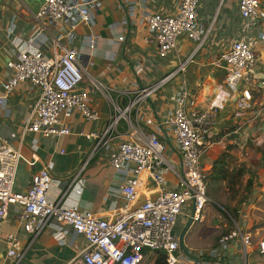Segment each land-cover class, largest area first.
Instances as JSON below:
<instances>
[{"label":"crops","instance_id":"0c3cea01","mask_svg":"<svg viewBox=\"0 0 264 264\" xmlns=\"http://www.w3.org/2000/svg\"><path fill=\"white\" fill-rule=\"evenodd\" d=\"M238 2L239 0H220L216 13L213 14L210 0H201L199 20L205 29H210L206 40L200 45L187 37H181L176 48L165 58L158 54L145 17L157 13L175 15L179 10L178 0H105L102 8L95 13L94 24L90 27L80 26L76 31L78 38L74 42L65 38L60 42L55 41L60 38V31L67 33L68 29L45 24L44 37L37 38L34 48L41 49L48 57H54L60 50L59 46L63 45L80 50L86 61L85 37L90 33L99 37L92 55L94 66L89 70L91 79L87 78L82 83L81 90L89 93L90 102L99 112L100 119L89 122L76 112L66 122L72 135L62 139L45 138L37 133L25 134V127L40 93L28 84L16 89L7 98L5 105H0V139L18 149L23 157L14 191L27 192L33 177L42 169L49 168L54 180L49 193L52 201H58L67 194L69 206L77 204L83 212H91L104 219L115 218L121 211L135 208L151 194V184L144 183L141 187L137 205L129 204L119 192L125 177L110 163L111 154L118 148L117 142L112 145L111 150L102 149L94 153L95 142L80 136V133L105 130L114 114V104L125 110L138 88L164 81L147 101L132 109L130 120H122L118 126L122 135L130 132L132 125L145 132H152L174 113L177 96L185 85L194 93L198 110H206L212 106L221 108L217 126L211 135L213 146L203 158L208 176L212 173L214 163L226 152L232 176L242 172L240 181L235 184H230L228 180L208 182V195L215 200L216 210L226 207L240 218L241 225L235 224L230 231L226 230V235L238 225L253 236V246L249 250L252 253L249 257L245 255L242 243L235 240L229 243L226 251L220 253L218 259H212L210 264H264V259L261 258L264 254L260 251L264 236H261L262 229H254L258 225H264V88L259 87L264 81V24H258L249 31L253 38L263 36L256 48L259 61L253 70L252 85L241 84L237 89L227 86L225 72L215 68L213 64L244 32ZM42 5L43 0H0V97L3 94L2 84L12 77V71L7 66L14 50L12 42L17 38L26 41L34 37L38 28L36 15ZM131 7L134 8V14L129 18ZM223 10L225 12L221 15L220 11ZM207 12L212 16L210 20L207 19ZM126 19L128 25L124 24ZM122 35L125 40L120 42L119 37ZM184 48L189 53H185ZM183 64H186L185 71H179ZM138 69L142 71L137 73ZM93 80L103 85V91L93 90ZM244 91H250L251 100L244 98ZM105 92H108L107 95ZM161 139L167 145L168 159L181 169L173 134L166 131L161 134ZM250 178L252 188L248 194L246 188ZM79 181L83 182L80 196L77 193ZM176 183L174 176L169 175L165 186L172 189ZM75 186L76 190L73 192ZM224 191L230 194V201L218 199L219 193ZM245 196L247 199L240 202ZM216 210L208 207L204 214L205 220L195 221L190 227L189 231L195 225H204L199 230L202 247L197 248L191 242V247H188L185 243L193 256L198 251L216 249L219 247V240L226 236L220 237L215 244L212 241L203 242L210 217L217 216ZM192 214L193 207L189 206L178 222V233H182L187 227ZM225 224V228H230L228 223ZM57 225L52 221L32 243V237L19 223L17 209L11 206L0 238V264H14V261L7 258V238L11 234L19 238L24 248H29L20 264L69 263L88 243L67 225H62L67 231V238L64 243H59L55 239ZM196 237L191 239L195 241Z\"/></svg>","mask_w":264,"mask_h":264},{"label":"built area","instance_id":"2783aa9c","mask_svg":"<svg viewBox=\"0 0 264 264\" xmlns=\"http://www.w3.org/2000/svg\"><path fill=\"white\" fill-rule=\"evenodd\" d=\"M104 1L43 0L36 15L37 33L29 40L17 38L12 42L14 50L7 64L12 77L2 84L0 105L3 107L7 98L21 85L28 84L39 90V99L28 119L25 134L37 133L45 138L62 139L72 135L66 122L76 112L89 122L100 119L99 112L90 102L89 93L81 90L82 83L91 79L89 70L94 66L92 55L99 37L94 33L85 37L86 61L75 47L60 45L59 52L48 57L41 49L34 48V42L38 37H44L47 23L68 29L67 33L60 31V38L55 41L65 38L74 42L80 26L94 24L95 13L102 8ZM178 2L179 10L175 15L157 13L145 17L161 58L176 48L179 38L187 37L202 45L210 33V29H205L199 20L201 0ZM263 5V0H239L238 11L244 32L213 63L215 68L225 72V83L233 89L253 83V70L259 61L256 48L263 36L253 38L249 31L264 24ZM133 10L131 7L129 18L134 14ZM124 24H129L127 19ZM124 40V35L119 37L120 42ZM185 66L181 65L179 71H185ZM141 71L138 69L137 73ZM163 84L164 81L138 88L125 110L114 104V114L105 130L80 133L95 142L94 153L111 150L117 142L118 148L111 154L110 163L125 177L119 192L129 204L137 205L141 187L144 183L151 184V194L143 203L121 211L115 218L104 219L83 212L77 204L69 206L67 194L52 201L49 193L54 180L49 168L33 177L27 192L16 193V175L23 157L18 149L0 139V238L10 208L14 206L19 223L32 237V243L52 221L58 223L55 239L59 243H64L68 235L62 225L71 227L76 235L86 239L88 246L67 264H157L162 257L166 264H210L235 240L242 243L247 256L253 246V236L238 225L219 240L216 249L198 251L194 255L198 261L186 258L179 244L181 233L177 232V226L186 209L192 206L194 222H203L205 208L213 202L208 195V173L203 158L213 146L211 135L218 123L219 106L198 110L194 93L183 85L176 99V110L154 131L148 133L134 125L124 135L118 131L122 120H130L132 109L140 107ZM92 87L95 91H103V85L97 81H92ZM259 87L264 88V81ZM244 98L251 100L250 91H244ZM166 131L174 136L181 169L167 157V145L161 139V134ZM169 175L177 181L172 189L165 186ZM77 187L80 196L83 182L79 181ZM7 243V258L20 264L29 248H24L14 234L8 236ZM260 251L264 254V241L260 243Z\"/></svg>","mask_w":264,"mask_h":264},{"label":"rangeland","instance_id":"374dc122","mask_svg":"<svg viewBox=\"0 0 264 264\" xmlns=\"http://www.w3.org/2000/svg\"><path fill=\"white\" fill-rule=\"evenodd\" d=\"M219 1L220 0H210V8H211V12H214L213 14H215L216 13V11H215V9L217 8V5H218V3H219ZM263 3H264V1H263ZM264 6V5H263ZM225 11L223 10V11H220V14L222 15L223 13H224ZM211 15H209L208 14V12H207V19L208 20H210L211 19ZM228 50V49H227ZM183 51L185 52V53H189L188 51H187V49L186 48H184L183 49ZM225 52V51H224ZM175 54H172V56H174ZM168 59H170V57L168 58ZM231 194H233V192L231 193ZM222 196V197H221ZM230 194H228L227 192H220L219 193V197H218V199H222L223 201H230L231 199H230ZM211 198V197H210ZM212 199V198H211ZM212 203H209L208 205H207V207L205 208V211H204V214L206 213V209L208 208V207H214V211L216 210V204H215V200L214 199H212ZM217 211V216H212V217H210V219H209V222H208V224H207V232H206V234L203 236V242H207V241H212V243H216V241L220 238V237H222V236H224V235H226V232H228V231H226V230H231L234 226H235V224H239V225H241L240 224V218H239V216H237V215H235V212L233 211V210H228V209H226V207H221V208H219L218 210H216ZM232 212V214L230 213V212ZM225 223H228V227H230V228H227V226H226V228H225ZM255 224H253V226H254ZM204 225H195L194 227H193V229H191V231H189L188 232V235L186 236V239H185V243L186 244H188V247H191V245H190V242L192 243V244H194L197 248L198 247H202L203 245H202V241H201V239L202 238H200V236H199V230L200 229H202V227H203ZM254 229H258V230H261L262 229V231H261V236H264V225H258V228L256 227V228H254ZM194 236H197L196 237V240L194 241L193 239H191L192 237H194ZM211 245V244H210ZM208 247H210V246H208ZM250 250V249H249ZM251 251H249V253H248V257L251 255ZM259 253V252H258ZM261 257V256H260ZM261 258H263L264 259V257H261ZM262 259V260H263Z\"/></svg>","mask_w":264,"mask_h":264},{"label":"trees","instance_id":"16d2710c","mask_svg":"<svg viewBox=\"0 0 264 264\" xmlns=\"http://www.w3.org/2000/svg\"><path fill=\"white\" fill-rule=\"evenodd\" d=\"M242 176V172L239 171L238 174L232 176L229 171V162H228V153L222 154V156L214 163L212 173L208 176V182L212 180L215 182L217 180H228L230 184H235L240 181V177ZM210 184V183H209ZM252 188V179H249L248 186L246 188V192L250 194ZM247 197H243L240 202L245 201ZM157 264H166L165 259L162 257L158 260Z\"/></svg>","mask_w":264,"mask_h":264},{"label":"water","instance_id":"95a60500","mask_svg":"<svg viewBox=\"0 0 264 264\" xmlns=\"http://www.w3.org/2000/svg\"><path fill=\"white\" fill-rule=\"evenodd\" d=\"M193 223H194V219L191 218L190 221H189V223H188V225H187V227L184 229V231L180 235V242H179V244H180L181 251L183 252V254L186 257H188L191 260L198 261V259L195 256H193L188 251V249L185 247V237H186V235H187V233H188V231H189V229H190V227L192 226Z\"/></svg>","mask_w":264,"mask_h":264}]
</instances>
